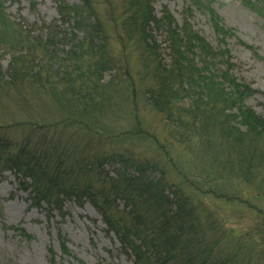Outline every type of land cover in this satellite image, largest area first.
<instances>
[{
  "label": "trees",
  "instance_id": "16d2710c",
  "mask_svg": "<svg viewBox=\"0 0 264 264\" xmlns=\"http://www.w3.org/2000/svg\"><path fill=\"white\" fill-rule=\"evenodd\" d=\"M193 2L203 8L200 0ZM85 4L81 12L59 0L62 21L71 14L77 16L73 25L85 35L68 62L58 61L56 69L48 67L47 61L56 60L54 50L64 42L57 44L49 37L39 44L42 41L31 36V27L13 21L7 24L0 4V31L1 25L10 31L8 41H4L5 32L0 39L11 54L0 91L14 92L30 110L24 88L33 85L63 111V117L55 121H40L34 114L30 119L1 115L0 173L10 170L23 182L30 179L34 202H46L60 211L64 198L89 201L101 214L107 231L116 234L121 251L133 259L132 264H252L254 257L264 259V115L247 104V97L256 90L232 73L235 65L229 49L213 46L189 23L178 31L170 16L166 20L155 16L151 0H123L116 21L128 44L137 47L141 65L132 74L129 62L109 55L108 32L101 21L88 23L86 15L93 8L87 0ZM209 11L216 30L224 32L214 11ZM116 15L108 12L111 19ZM49 27L51 38H58L61 32L56 29L61 27ZM158 29L167 37L168 64L153 35ZM108 70L115 71L119 82L124 77L132 101L143 94V100L159 114L165 137L161 139L137 118L117 129H109L99 120L106 101L114 99L103 83V73ZM137 78L138 89L134 85ZM68 127L75 128L74 134L84 135L83 148L80 139L75 142V135L65 138L59 134ZM18 131L21 136L15 139L13 134ZM193 134L206 143L218 139L229 156L222 154L216 160L222 165L216 166L205 152L204 176L186 174L177 183L169 177L161 156L147 153L161 149L165 164L174 169L178 166L168 155L167 142H190ZM126 137L146 145L144 150L106 147ZM109 164L117 165L114 174L107 169ZM220 173L222 180L218 179ZM223 182L233 183L235 192L226 190ZM203 195L237 201L255 213V221H261L236 233L220 208L208 204Z\"/></svg>",
  "mask_w": 264,
  "mask_h": 264
},
{
  "label": "rangeland",
  "instance_id": "374dc122",
  "mask_svg": "<svg viewBox=\"0 0 264 264\" xmlns=\"http://www.w3.org/2000/svg\"><path fill=\"white\" fill-rule=\"evenodd\" d=\"M64 1L81 12L86 9V0ZM193 1L151 0V5L155 16L164 20L170 16L173 19V25L178 27V31H182L184 25L189 23L192 30H196L199 36L213 46L220 45L229 49L230 59L235 65L232 73L239 81L246 82L256 90L247 97V104L257 113L264 115V0H200L203 7L201 9ZM87 2L93 8L92 12L86 15L90 18L88 23L101 21L108 32L105 44L109 55L116 60L129 62L130 73L139 71L141 65L137 47L128 44V40L122 36L123 30L116 21L122 11L123 0H87ZM0 4L8 17L7 24L13 21L31 27V36L42 41L39 44H43L44 39L49 37L50 41H55L57 44L64 42L55 48L57 55L54 59L56 60L53 62L48 60V67L53 66L56 69L58 61L62 62L63 59L68 62L73 54L72 51L80 47L85 32L73 25L77 19V16L73 14L69 16L70 18L68 17V20L62 21L58 11L59 0H0ZM209 10L214 11L218 18L216 21L223 25L224 32L216 30ZM110 11L117 14L115 19L109 18ZM54 24L61 27L60 30L56 29L61 32L58 38H55L56 36L51 38V33L48 31V27ZM4 32V41H8L10 37L6 35L10 31L5 30V25H1L0 36ZM163 32L162 29H158L153 35L156 37L164 62L168 64L167 37ZM2 39H0V79H6L11 54L3 49ZM85 46L87 47L88 44ZM21 48L25 50L24 46ZM39 57L42 58V56ZM109 81H113L111 86L108 84ZM103 83L114 98L113 101L107 100L102 107L99 120L103 121L105 127L121 128L134 123L137 118V121H141L161 139L166 136L161 128L159 114L143 100V94L138 93L136 99L132 101L130 89L124 77L119 82L115 80V71L108 70L103 73ZM134 85L137 89L140 87L138 78ZM24 89L26 100L32 105V109L26 110L25 104L20 102L25 100L15 96L14 92L3 94V91H0V116L30 119V115L34 114V118L40 121H55L63 117V111L56 103L49 100L47 94H43V90L40 91L33 85H26ZM74 130V127H68L59 134L65 138L68 135H75V142L78 143L80 139L81 148H83L84 135L74 134ZM17 133L13 134L15 139L21 136L19 131ZM193 135L194 138L190 142L182 140L167 142L168 155L175 162L174 166L179 168L171 169L170 164H165L166 154H163L161 149L147 153L149 156L153 154L161 156V163L167 168L169 177L177 183H181L186 174L204 176L202 175V157L205 152L211 155L214 161L222 157L224 152L228 153L226 147L217 142L218 139L206 143L202 136ZM219 138H221L220 134ZM120 145L129 146L135 150H144L146 146L141 145V142L134 137H126L118 144H106V147ZM154 148H156L155 145ZM226 154H224L225 157L229 156ZM219 165H222V162L216 161V166ZM116 168L117 165L114 164L107 166L112 174ZM218 179H223L221 173ZM30 183V179L23 182L22 177L14 171L6 170L0 173V264L133 263V259L121 251V244L116 234L107 231L101 214L89 201L78 203L73 199L64 198L63 209L60 211L46 202H34ZM223 185L226 190L235 192L233 183L223 182ZM184 189L195 194L186 185ZM203 196L206 197L208 204L214 203L220 208V213L228 222L227 225L232 226L236 233L245 232L247 228H252L254 222L256 224L261 221V219L255 221V213L237 201L224 202L209 195ZM258 261L264 264V259H258V257H254L252 264H257Z\"/></svg>",
  "mask_w": 264,
  "mask_h": 264
}]
</instances>
